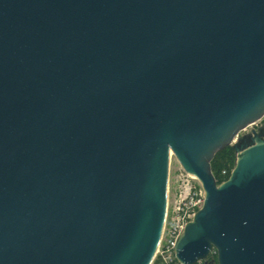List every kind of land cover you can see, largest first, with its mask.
<instances>
[{
  "label": "water",
  "instance_id": "obj_1",
  "mask_svg": "<svg viewBox=\"0 0 264 264\" xmlns=\"http://www.w3.org/2000/svg\"><path fill=\"white\" fill-rule=\"evenodd\" d=\"M263 116L264 0H0V264H152L172 152L179 260L264 264V139L211 170Z\"/></svg>",
  "mask_w": 264,
  "mask_h": 264
},
{
  "label": "rangeland",
  "instance_id": "obj_2",
  "mask_svg": "<svg viewBox=\"0 0 264 264\" xmlns=\"http://www.w3.org/2000/svg\"><path fill=\"white\" fill-rule=\"evenodd\" d=\"M260 132L264 133V116L240 130L235 139L230 144L216 152L214 156L215 160L213 162L211 161V170L216 179L217 185H221L226 182L231 177L237 165L240 152L239 149L236 148V146H247L252 143L258 142L256 135L261 140H263L264 135L261 136ZM231 148L234 152V162L231 161V159L228 157L229 153H227V151ZM189 190L197 193L198 197H200V194L203 193V185L199 178H193L184 169L176 155L172 152L169 164L167 197V200H169L170 211L176 201L179 200L180 195H186Z\"/></svg>",
  "mask_w": 264,
  "mask_h": 264
},
{
  "label": "built area",
  "instance_id": "obj_3",
  "mask_svg": "<svg viewBox=\"0 0 264 264\" xmlns=\"http://www.w3.org/2000/svg\"><path fill=\"white\" fill-rule=\"evenodd\" d=\"M205 199L206 191L203 187V193L200 194V197L191 190L186 195H180L171 211L169 200H167L164 232L152 264H184L177 257L176 242L179 236L182 237L187 225L194 220L197 212L203 207ZM211 254L218 256L217 249L213 247ZM199 263L203 264L204 261H198L196 264Z\"/></svg>",
  "mask_w": 264,
  "mask_h": 264
},
{
  "label": "trees",
  "instance_id": "obj_4",
  "mask_svg": "<svg viewBox=\"0 0 264 264\" xmlns=\"http://www.w3.org/2000/svg\"><path fill=\"white\" fill-rule=\"evenodd\" d=\"M227 153H229L228 154V157L231 159V161L232 162H234L235 161V157H234V152H233V149L231 148V149H229L228 151H227ZM215 160V157H214V159L212 160V162ZM216 164V163H215ZM207 261H208V264H219L218 263V256H217V254H211L208 258H207Z\"/></svg>",
  "mask_w": 264,
  "mask_h": 264
},
{
  "label": "bare ground",
  "instance_id": "obj_5",
  "mask_svg": "<svg viewBox=\"0 0 264 264\" xmlns=\"http://www.w3.org/2000/svg\"><path fill=\"white\" fill-rule=\"evenodd\" d=\"M190 174V173H189ZM193 178L197 179L198 177L197 176H194V175H191Z\"/></svg>",
  "mask_w": 264,
  "mask_h": 264
},
{
  "label": "flooded vegetation",
  "instance_id": "obj_6",
  "mask_svg": "<svg viewBox=\"0 0 264 264\" xmlns=\"http://www.w3.org/2000/svg\"><path fill=\"white\" fill-rule=\"evenodd\" d=\"M260 135H261V136H263V135H264V133H263V132H260Z\"/></svg>",
  "mask_w": 264,
  "mask_h": 264
}]
</instances>
